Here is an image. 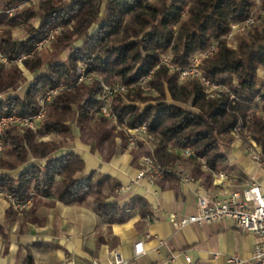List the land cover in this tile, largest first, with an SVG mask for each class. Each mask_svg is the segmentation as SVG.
Returning a JSON list of instances; mask_svg holds the SVG:
<instances>
[{
  "label": "trees",
  "instance_id": "16d2710c",
  "mask_svg": "<svg viewBox=\"0 0 264 264\" xmlns=\"http://www.w3.org/2000/svg\"><path fill=\"white\" fill-rule=\"evenodd\" d=\"M26 1L0 0V53L9 61L7 67L0 63V118L37 114L39 97L61 83L71 85L80 65L104 83L116 80L132 87L111 100L119 130L99 114L100 81L59 91L37 131L6 128L0 193L15 202L31 197L32 206L49 194L64 204L81 205L92 198L94 211L110 224L125 222L131 211L153 220L141 197L125 203L107 201L120 185L108 175L85 173L84 159L74 150L73 126L90 153L109 162L127 149L126 131L145 125L156 140L152 153H147L155 165L181 161L179 150L192 149L196 157L204 158L209 172L200 170L197 158L185 159V166L207 185L212 174L232 169L227 157L231 131L238 123L249 130L264 156V118L252 108L264 85L258 76L264 68V23L253 26L236 48L225 39L232 22L250 17L254 0H76L72 4L37 0L17 8ZM261 5L264 8V0ZM37 17L39 24L34 27L31 23ZM19 26L23 40L14 37ZM56 27L61 31L50 49L32 53ZM211 46L214 52L202 60L200 69L205 78L224 86L218 98H208L197 79L179 82V71L189 65L190 57ZM64 53L67 56L61 59ZM21 54L27 56L23 67L34 73L25 86L19 83L23 71L14 64ZM167 54L172 69L162 64ZM151 70L152 95L137 86ZM163 180L174 185L179 178L168 173Z\"/></svg>",
  "mask_w": 264,
  "mask_h": 264
},
{
  "label": "crops",
  "instance_id": "0c3cea01",
  "mask_svg": "<svg viewBox=\"0 0 264 264\" xmlns=\"http://www.w3.org/2000/svg\"><path fill=\"white\" fill-rule=\"evenodd\" d=\"M74 150L84 159L85 173L105 174L120 186L130 187L123 194L116 189L109 193L108 202L141 197L153 220L131 211L125 222L110 224L94 211L92 198L81 205L64 204L50 194L39 204L14 209L11 199L0 193V264H112L113 251H118L123 264H227L229 257L251 260L260 239L241 233L227 220L176 229L168 219L171 212L178 217L193 215L198 183L212 189V180L209 185L194 177L193 182L174 185L163 179L135 182L137 156L132 151L125 149L104 162L77 138ZM229 158L238 176L233 189L250 180L264 182V169L254 166L242 150L236 149ZM138 242L142 243L140 254L135 253Z\"/></svg>",
  "mask_w": 264,
  "mask_h": 264
},
{
  "label": "built area",
  "instance_id": "2783aa9c",
  "mask_svg": "<svg viewBox=\"0 0 264 264\" xmlns=\"http://www.w3.org/2000/svg\"><path fill=\"white\" fill-rule=\"evenodd\" d=\"M10 14V12H9ZM264 17V10L261 11ZM254 19L250 16L248 19L240 22H232L229 26V33L227 39L235 36V34H245L248 27L253 24ZM60 28L52 30L46 39L42 40L39 44L42 46L48 43L53 35L59 31ZM214 52V46L209 47L202 53H197L191 57L189 65L179 71V79L185 81L188 79H197L202 85L203 92L208 98H218L225 90L224 86L211 82L202 74L200 64L202 60L210 56ZM26 55L21 54L15 62L21 66L22 60ZM0 62L6 64L7 59L0 53ZM163 64L172 69L170 57L163 58ZM263 75H264V68ZM82 72L76 78V81H83L87 78L84 74L85 69L81 68ZM260 69L258 76L264 82V76H260ZM154 70H151L147 75L138 81V86L144 91L149 89L148 82L151 79ZM262 77V78H261ZM74 84L66 85L61 84L57 87L51 88L43 93L38 99L39 111L33 116H20V115H7L0 118V156L3 150V133L6 128L16 127L20 129L37 130L40 127L41 120L45 117L48 104L51 102L53 96L60 90H72ZM132 85H125L119 82L103 83L98 94L100 101L99 114L105 118L110 119L116 123V118L111 112V100L118 94H124ZM232 98V96H230ZM253 110L256 113H264V85L262 87L261 97H259L253 105ZM127 149L135 152L138 149V141L140 137H147L150 142H155L152 135L149 134L145 125H141L134 129L128 130ZM232 144L227 160L230 161V154L236 149L242 150L249 158L250 162L256 166L264 169V156L260 147L253 140L249 130L238 123L231 131ZM152 150H150V154ZM179 154L184 159L197 158L202 172H209L204 158L196 157L192 149L179 150ZM168 173L175 174L179 181L183 183L193 182L194 178L190 175L189 170L186 168L182 161H177L167 166H157L147 153L139 154L137 156V168L135 170L134 181L137 182L141 179H148L149 182L161 180ZM237 175L231 169L228 172L220 171L212 174V189L207 188L204 184L198 183L195 190V213L190 216L178 217L174 213H169L168 219L176 229H181L189 224H212L219 223L227 220L243 234H251L257 236L260 241L254 246L252 257L250 261L239 259L238 257H229L227 264H264V182L250 180L242 184L237 189H233ZM130 189L129 186H120L116 189L117 194H123ZM11 205L14 209H23L31 205V197L27 198L24 202H15L11 200ZM135 253H142V243L135 244ZM112 264H123L118 251L112 252ZM189 262V257H185Z\"/></svg>",
  "mask_w": 264,
  "mask_h": 264
},
{
  "label": "rangeland",
  "instance_id": "374dc122",
  "mask_svg": "<svg viewBox=\"0 0 264 264\" xmlns=\"http://www.w3.org/2000/svg\"><path fill=\"white\" fill-rule=\"evenodd\" d=\"M76 0H63V2H65V3H67V4H72V3H74ZM37 2V0H29V1H26V2H24V3H22V4H20L17 8L18 9H21V8H27V7H29L30 5H33V4H35ZM17 8H14L13 10H10V11H8V14H9V12H10V14L9 15H11L12 14V12L13 11H15ZM264 10V8H262V5H261V0H254V6H253V8H252V10H251V14H250V16H252L253 17V19H254V22H253V24H251L249 27H248V29L246 30V32H245V34H235V36H232L231 38H229V39H227V38H225L226 39V42H227V44L231 47V48H236V46H237V42H238V40L240 39V38H242V37H245L246 35H247V33L249 32V30L253 27V26H256V25H261V24H263L264 23V17L262 16V14H261V11H263ZM248 19V18H247ZM34 27H37L38 26V24H39V18L37 17V18H35L33 21H32V23H31ZM94 27H96L95 25L94 26H92V28H91V30L94 28ZM56 28H60L59 29V31L56 33V34H54L53 35V38L52 39H50L49 41H48V43H46L45 45H41V44H39L40 42H42V40H44V39H46V37L45 38H43L38 44H37V46L35 47V49H34V51L32 52V53H34V52H37V53H39V52H42V51H45V50H49L50 49V43H51V41L55 38V36L56 35H58L59 34V32L61 31V27H56ZM55 29V28H54ZM53 29V30H54ZM1 30H2V28L0 27V33H1ZM49 35V34H48ZM47 35V36H48ZM228 35V34H227ZM14 37L16 38V39H19V40H23L24 39V33H23V28H22V26H19L17 29H15V31H14ZM74 46V45H73ZM197 53H202V52H197ZM197 53H195V54H197ZM195 54H193L192 56H194ZM24 55V54H23ZM67 56V53H64L62 56H61V59H64L65 57ZM167 56H169V54H167V55H164L163 56V58L164 57H167ZM191 56V57H192ZM27 57V56H26ZM25 57V58H26ZM170 57V56H169ZM191 57H190V59H191ZM24 58V59H25ZM163 58H162V61H163ZM189 59V60H190ZM7 62L8 63H6V64H4V63H2V62H0L1 64H3L5 67H7V66H9V61L7 60ZM14 64L18 67V68H21L22 69V76H21V78H20V80H19V83H20V85L21 86H25L28 82H29V76L31 77V76H33L34 77V73H32V72H30V71H28L27 69H25L24 67H23V60H22V65L21 66H19L15 61H14ZM162 64H163V62H162ZM81 68H84L85 69V71H84V74L85 75H87V78L85 79V78H83V81H78V79H77V81H76V78L79 76V74H81V72H82V70H81ZM168 68V67H167ZM170 69V68H169ZM263 69H260V71H259V74H260V76H264L263 75ZM77 77L75 78V81L73 82V83H75L74 84V88L72 89V90H74L75 89V87L77 86V85H79V84H91V83H93V82H95V81H100L101 82V85L104 83L103 82V80H102V78L101 77H99L95 72H93V71H87L86 70V68L84 67V66H82V65H80L79 66V70H78V74H77ZM261 77V78H262ZM33 79V78H32ZM151 79H152V77H151ZM151 79L149 80V82H148V85H149V89L148 90H146V91H144V90H142L141 88H140V86H138V84H137V86L140 88V90L144 93V94H153V90L151 89V86H150V81H151ZM188 80H190V79H188ZM188 80H185V81H181L180 79H179V82L180 83H184V82H186V81H188ZM114 82H118V81H116V80H113L112 82H110V84L111 83H114ZM138 83V82H137ZM61 84H65V83H61ZM60 84V85H61ZM59 86V85H58ZM57 87V86H56ZM130 89V88H129ZM128 89V90H129ZM127 90V91H128ZM61 91V90H60ZM165 92H166V96H167V99L168 100H170V97H169V93H168V91H167V89H166V87H165ZM57 93H59V91L57 92ZM56 93V94H57ZM127 93V92H126ZM126 93H124V94H126ZM55 94V95H56ZM54 95V96H55ZM119 95V94H118ZM121 95H123V94H121ZM54 96H53V98H54ZM5 96H3V98H4ZM53 98H52V100H53ZM51 100V101H52ZM143 106H141V108H142ZM259 114H261L262 116H263V118H264V113L263 112H260ZM108 119V118H107ZM109 121H110V123L113 125V126H116V129L117 130H119L120 128L118 127V125H117V121H116V123H114V122H112L110 119H109ZM14 128H16V127H14ZM73 128V132H74V134H75V136H76V138L78 139V131H77V129H76V127L75 126H73L72 127ZM39 129V128H38ZM37 129V130H38ZM15 130H17V131H19V132H23L24 130H26V129H20V128H16ZM37 130H35V131H37ZM128 135H129V132H128V130L126 131V138L128 137ZM153 137V136H152ZM51 139H54V140H57V139H55L54 137L53 138H51ZM153 139H154V141L155 142H150V140L147 138V137H145V136H141L140 137V140L138 141V149L135 151V152H133L136 156H138L139 154H145V153H150V150H154V147H155V143H156V140H155V138L153 137ZM119 142V141H118ZM173 151H175V150H173ZM180 155V154H179ZM180 157H181V161H182V163L183 164H185L184 162H185V159L180 155Z\"/></svg>",
  "mask_w": 264,
  "mask_h": 264
}]
</instances>
